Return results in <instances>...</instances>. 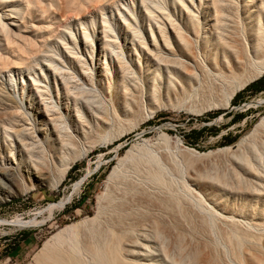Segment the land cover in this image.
I'll return each instance as SVG.
<instances>
[{
  "label": "bare ground",
  "instance_id": "bare-ground-1",
  "mask_svg": "<svg viewBox=\"0 0 264 264\" xmlns=\"http://www.w3.org/2000/svg\"><path fill=\"white\" fill-rule=\"evenodd\" d=\"M2 1L0 46L20 54L4 73L16 69L22 83L10 75L0 91V204L54 172L57 184L86 143L144 123L151 109L226 107L264 74V0H141L143 21L123 14L122 0H65L72 15L85 5L103 20L97 27L89 15L90 32L78 13L83 40L65 26L72 44L63 36L61 49L48 40L20 47L45 8ZM159 150L146 142L127 150L96 215L57 226L28 264H264V117L220 169L188 178L179 157L166 164Z\"/></svg>",
  "mask_w": 264,
  "mask_h": 264
},
{
  "label": "rangeland",
  "instance_id": "rangeland-1",
  "mask_svg": "<svg viewBox=\"0 0 264 264\" xmlns=\"http://www.w3.org/2000/svg\"><path fill=\"white\" fill-rule=\"evenodd\" d=\"M36 1L43 4L46 12L39 13L28 22L36 27L25 30L24 38L17 41L20 47L42 45L43 40H48L51 44L53 42L50 49H61L60 41L63 36L67 37L68 44H72L71 37L67 35L69 30L65 29V26L70 27L78 39L83 40L80 21L74 19L78 13H81V18L83 17L81 21L88 24L90 32L93 31V27L89 15H93L97 27H102L101 14L93 10L91 14L87 13L85 5L82 11L74 12L72 15L65 0ZM163 1L171 2V0ZM82 3H85V0ZM120 5L121 11L129 19L133 18L134 13L139 21L145 18L141 0H122ZM61 9L64 12L60 11ZM3 11L5 9L1 0L0 12ZM64 13L68 15L71 13L72 17L68 18ZM107 16L111 18L110 11ZM114 18L121 20L117 12H114ZM0 56L1 91L4 87H11L10 75H13L14 80L20 84L22 77L16 69H13V73H4L5 64L17 60L20 57L19 53H13L9 45L4 44L0 46ZM259 77L255 78V81L259 80ZM23 79L29 80L27 72L24 73ZM253 82L238 92L242 93V96L235 104H232V99L230 105L226 107L215 105L202 110L201 107L193 108L187 103L151 109L144 123L135 125L133 122H126L114 131L112 138L91 140L86 143L83 157L75 160L62 178V182L55 184L58 177L57 172H54L46 185L9 198L8 201L0 204V264H28L33 254L57 226L85 217H94L98 205L102 203L101 197L106 192L108 177L125 152L135 145L141 146L146 142L148 146L160 149L166 164L172 163L173 159L179 157L178 159L186 165L183 166V170L186 171L185 175L188 178L194 174V169L202 171L211 165L219 166L220 169L226 157L237 149L239 142L247 137L264 117V83L261 89L256 90L250 86ZM163 135L167 139H164ZM224 150L226 152H220ZM191 189L197 195L202 196L204 193L201 188L195 186H191ZM60 201H64V206L55 208L49 218L50 207ZM43 219L46 220L45 224L39 228H21L17 225L19 222H39Z\"/></svg>",
  "mask_w": 264,
  "mask_h": 264
},
{
  "label": "trees",
  "instance_id": "trees-1",
  "mask_svg": "<svg viewBox=\"0 0 264 264\" xmlns=\"http://www.w3.org/2000/svg\"><path fill=\"white\" fill-rule=\"evenodd\" d=\"M264 83V75L261 77L259 80L253 82L250 86L254 87L256 90L261 89V85ZM242 96V93H238L237 95L234 96L232 100V104H235L237 100Z\"/></svg>",
  "mask_w": 264,
  "mask_h": 264
}]
</instances>
